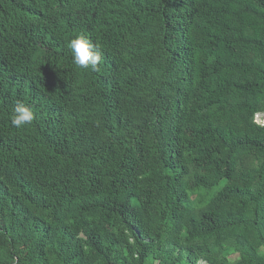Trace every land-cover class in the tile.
Instances as JSON below:
<instances>
[{
    "label": "trees",
    "instance_id": "1",
    "mask_svg": "<svg viewBox=\"0 0 264 264\" xmlns=\"http://www.w3.org/2000/svg\"><path fill=\"white\" fill-rule=\"evenodd\" d=\"M258 113L264 0H0V264H264Z\"/></svg>",
    "mask_w": 264,
    "mask_h": 264
},
{
    "label": "clouds",
    "instance_id": "2",
    "mask_svg": "<svg viewBox=\"0 0 264 264\" xmlns=\"http://www.w3.org/2000/svg\"><path fill=\"white\" fill-rule=\"evenodd\" d=\"M67 47L70 49L73 63L81 69L99 71L102 60L98 46L93 45L83 35L72 38ZM11 125L17 129L30 125L34 120L33 110L22 102H18L12 110Z\"/></svg>",
    "mask_w": 264,
    "mask_h": 264
},
{
    "label": "rangeland",
    "instance_id": "3",
    "mask_svg": "<svg viewBox=\"0 0 264 264\" xmlns=\"http://www.w3.org/2000/svg\"><path fill=\"white\" fill-rule=\"evenodd\" d=\"M262 119H263V117H261V120H262ZM255 121H256V122H260L259 119H258V117L255 118ZM236 257H237V253L234 252L229 258L234 259V258H236ZM198 263H199V264H206V262H204V261H199ZM156 264H157V263H156Z\"/></svg>",
    "mask_w": 264,
    "mask_h": 264
},
{
    "label": "built area",
    "instance_id": "4",
    "mask_svg": "<svg viewBox=\"0 0 264 264\" xmlns=\"http://www.w3.org/2000/svg\"><path fill=\"white\" fill-rule=\"evenodd\" d=\"M258 117L259 121L260 122H257L259 123L260 125H263L264 124V113H258L255 115V118ZM261 117H263V119L261 120ZM255 120V119H254Z\"/></svg>",
    "mask_w": 264,
    "mask_h": 264
}]
</instances>
